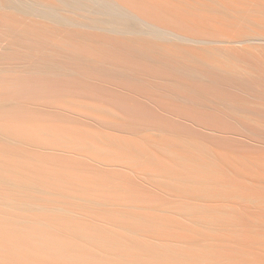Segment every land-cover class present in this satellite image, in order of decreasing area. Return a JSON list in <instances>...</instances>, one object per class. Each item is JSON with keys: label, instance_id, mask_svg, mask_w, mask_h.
Returning <instances> with one entry per match:
<instances>
[{"label": "bare ground", "instance_id": "obj_1", "mask_svg": "<svg viewBox=\"0 0 264 264\" xmlns=\"http://www.w3.org/2000/svg\"><path fill=\"white\" fill-rule=\"evenodd\" d=\"M0 264H264V0H0Z\"/></svg>", "mask_w": 264, "mask_h": 264}]
</instances>
